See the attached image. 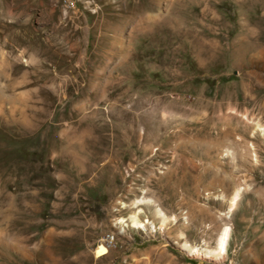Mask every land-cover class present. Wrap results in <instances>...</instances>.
<instances>
[{
    "label": "rangeland",
    "instance_id": "374dc122",
    "mask_svg": "<svg viewBox=\"0 0 264 264\" xmlns=\"http://www.w3.org/2000/svg\"><path fill=\"white\" fill-rule=\"evenodd\" d=\"M263 46L264 0H0V260L264 264Z\"/></svg>",
    "mask_w": 264,
    "mask_h": 264
},
{
    "label": "bare ground",
    "instance_id": "6f19581e",
    "mask_svg": "<svg viewBox=\"0 0 264 264\" xmlns=\"http://www.w3.org/2000/svg\"><path fill=\"white\" fill-rule=\"evenodd\" d=\"M243 1V0H242ZM246 2V1H245ZM256 3V2H255ZM246 44V43H245ZM252 46H253V44H251ZM251 45H247V46H251ZM255 45V44H254ZM239 47H241V46H239ZM242 47H243V45H242ZM241 47V48H242ZM245 47H246V45H245ZM259 47V46H258ZM252 48L253 47H251L250 49L252 50ZM257 48V47H256ZM237 49V48H236ZM243 49H245L246 50V48H244L243 47ZM248 49V48H247ZM258 49V48H257ZM257 49H255L254 48V50H257ZM243 52H245L244 50H242ZM259 51V50H258ZM239 52V50H237V53ZM249 52V51H248ZM239 53H242V52H239ZM238 53V54H239ZM245 53H247V52H245ZM264 53V46L263 47H261L260 48V52H259V54H263ZM240 56V55H239ZM243 56H244V54H243ZM237 57H238V55H237ZM240 58V57H239ZM243 59V58H242ZM241 61V60H240ZM5 123V122H4ZM10 124V123H9ZM32 135V134H31ZM37 144V143H36ZM26 164V163H25ZM35 167V166H34ZM238 195H239V193L237 192L236 193V195H235V197H234V200L233 201H235L236 200V198L238 197ZM23 200V199H22ZM10 201H12V200H10ZM19 202V201H18ZM24 202V201H23ZM23 202L21 201L20 203H19V206L17 207V208H19V212H20V210H22V208H23V205L25 204H23ZM9 203V202H8ZM11 203V202H10ZM10 205V204H9ZM7 207H8V205H6ZM4 204L3 203H1L0 202V248H7V246L9 245V243L11 242V240L12 239H14V240H16V239H18V236H13L12 238H10V236L12 235V234H14V231L15 230H19V228H23V227H25L26 225L24 224V222H22L21 220H17V221H15L14 222V224H11L10 223V220H9V217H10V215H11V213H12V211H10L9 209H10V207H11V205L9 206V209L8 208H6V209H8V210H3L4 208ZM3 208V209H2ZM24 211V210H23ZM24 213V212H23ZM19 215H20V213H18ZM37 221V220H36ZM26 222V221H25ZM132 222H133V225L134 226H141L140 225V223L137 221V219H132ZM33 223H34V221H33ZM38 223V222H37ZM29 224H30V222H29ZM25 225V226H24ZM26 228V227H25ZM21 235V234H20ZM25 236V235H24ZM228 230H225L224 231V233H223V235L221 236V238H220V240H219V245H218V250L216 251V253H214V252H204V251H201V254H205V255H208V256H212V255H216V256H222V255H224L225 253H226V246H227V241H228ZM20 237V236H19ZM24 238V237H23ZM25 239V238H24ZM13 240V241H14ZM17 241V240H16ZM29 241V240H28ZM20 242V241H19ZM25 244V243H24ZM11 245H9V247H10ZM15 246V249H16V254L17 255H19V256H21L23 259L21 260L20 259V261L18 260V259H10V260H4V261H1L0 260V264H28V263H30L31 264V261L30 260H28V258L26 259V255H29L30 256V258L31 257H33L34 256V253L35 252H37L36 251V249H34V250H30L29 252H27V250H29V249H27L26 250V246H24V245H20L19 243L18 244H16V245H14ZM37 246V245H36ZM35 248H38V247H35ZM105 248H107L105 245H99L98 247H97V249H96V255H97V257H100V256H104L105 254H107V251H106V249ZM11 249V248H10ZM8 249H6V251H7ZM12 250V249H11ZM5 251V252H6ZM13 251V250H12ZM1 252H3L4 253V251H0V253ZM27 253V254H26ZM191 253L193 254V253H200V251L199 250H197V249H194V250H191ZM6 254H8L7 252H6ZM37 254V253H36ZM5 255V254H4ZM3 255V256H4ZM14 255H15V253H14ZM7 256H9V255H7ZM12 257V256H11ZM15 257H17V256H15ZM20 257V258H21ZM28 257V256H27ZM4 258V257H3ZM13 258V257H12ZM29 258V259H30ZM50 260H54V258L53 257H50ZM32 262H33V260H32Z\"/></svg>",
    "mask_w": 264,
    "mask_h": 264
}]
</instances>
